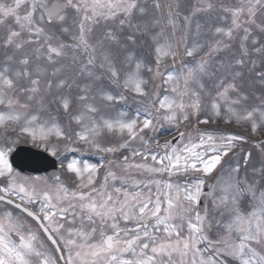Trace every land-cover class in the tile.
I'll return each instance as SVG.
<instances>
[{"label": "snow or ice", "instance_id": "6c2138e0", "mask_svg": "<svg viewBox=\"0 0 264 264\" xmlns=\"http://www.w3.org/2000/svg\"><path fill=\"white\" fill-rule=\"evenodd\" d=\"M0 264H264V0H0Z\"/></svg>", "mask_w": 264, "mask_h": 264}, {"label": "water", "instance_id": "95a60500", "mask_svg": "<svg viewBox=\"0 0 264 264\" xmlns=\"http://www.w3.org/2000/svg\"><path fill=\"white\" fill-rule=\"evenodd\" d=\"M43 156H45V159H43ZM12 159L14 161V166L19 170L25 172L33 171L34 173L31 172L32 174L46 173L47 175H50L57 170V164L56 167L50 166V162L55 161L53 158L45 153L37 152L29 148H19L12 156ZM40 161L42 162V165ZM38 165L41 169L38 168Z\"/></svg>", "mask_w": 264, "mask_h": 264}, {"label": "flooded vegetation", "instance_id": "af4514ba", "mask_svg": "<svg viewBox=\"0 0 264 264\" xmlns=\"http://www.w3.org/2000/svg\"><path fill=\"white\" fill-rule=\"evenodd\" d=\"M21 147H27V148H31V149H33V150H35V151H37V152H43V153H45L44 151H43V149L42 148H40V149H37V148H35L30 142H28V143H20L18 146H17V148H16V150H18L19 148H21ZM15 153V152H14ZM46 154V153H45ZM76 155V154H75ZM77 156V158H79L78 157V155H76ZM69 157H71V156H69ZM43 159H45V156H43ZM55 159V158H54ZM42 161V160H41ZM40 161V162H41ZM39 163V162H38ZM41 165H42V162H41ZM43 165H44V162H43ZM57 167H59V164H58V162H57ZM38 168H40L41 169V167L38 165ZM19 170V169H18ZM20 171H22V170H20ZM25 175H33V176H36V175H40V176H48V175H46V174H44V173H41V174H32L31 172H33V171H30V172H25V171H22ZM34 173V172H33Z\"/></svg>", "mask_w": 264, "mask_h": 264}, {"label": "rangeland", "instance_id": "374dc122", "mask_svg": "<svg viewBox=\"0 0 264 264\" xmlns=\"http://www.w3.org/2000/svg\"><path fill=\"white\" fill-rule=\"evenodd\" d=\"M233 131L239 132V131H241V129L235 128V129H233ZM171 134L172 133H171L170 129H161V135H162L163 138H170ZM83 155L96 157V158H98L97 162H101L100 158L98 156L92 154V153H85ZM90 162H93V161H90ZM97 162H93V163H97Z\"/></svg>", "mask_w": 264, "mask_h": 264}]
</instances>
